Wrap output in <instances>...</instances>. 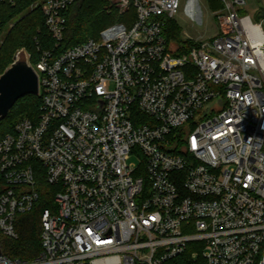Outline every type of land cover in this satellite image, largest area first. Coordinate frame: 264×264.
<instances>
[{"label": "built area", "instance_id": "2783aa9c", "mask_svg": "<svg viewBox=\"0 0 264 264\" xmlns=\"http://www.w3.org/2000/svg\"><path fill=\"white\" fill-rule=\"evenodd\" d=\"M218 1L220 34L185 52L165 35L182 0H112L125 22L67 49L77 0L32 6L55 46L30 61L39 117L0 138V264H264V1ZM38 175L56 209L40 254L13 259Z\"/></svg>", "mask_w": 264, "mask_h": 264}, {"label": "trees", "instance_id": "16d2710c", "mask_svg": "<svg viewBox=\"0 0 264 264\" xmlns=\"http://www.w3.org/2000/svg\"><path fill=\"white\" fill-rule=\"evenodd\" d=\"M112 0H77L67 13V32L63 49L81 44L89 38L99 36L100 32L116 22H125V18L111 11ZM37 0H16L15 4H1L2 24L0 26V75L11 65L17 54L26 50L35 64L39 56V47L52 48L55 42L49 36L45 17L40 7L32 8ZM211 5L222 7L218 0H210ZM11 24L13 26L11 27ZM165 35L169 43L180 46L185 52L193 42L182 38V29L175 19L166 22ZM2 42V43H1ZM42 97L29 95L20 99L0 123V138L13 132L18 122L25 118L36 120L41 112ZM40 199L36 207L27 214L18 216L16 239L4 238V253L13 259L32 260L41 252L42 215L46 209H56L55 197L58 188L49 185L44 176L38 175ZM170 264H185V259L173 260Z\"/></svg>", "mask_w": 264, "mask_h": 264}, {"label": "water", "instance_id": "95a60500", "mask_svg": "<svg viewBox=\"0 0 264 264\" xmlns=\"http://www.w3.org/2000/svg\"><path fill=\"white\" fill-rule=\"evenodd\" d=\"M259 7L264 9L262 3ZM261 16L259 14L257 19ZM39 93V77L30 64L27 51L22 50L0 75V123L8 117L20 99L29 95L39 96Z\"/></svg>", "mask_w": 264, "mask_h": 264}, {"label": "rangeland", "instance_id": "374dc122", "mask_svg": "<svg viewBox=\"0 0 264 264\" xmlns=\"http://www.w3.org/2000/svg\"><path fill=\"white\" fill-rule=\"evenodd\" d=\"M264 1V0H263ZM187 0H182V6L178 16L175 18L177 24L182 29V38L190 37L193 40L200 39L202 41L217 37L220 34V29L217 24L215 14H217L218 6L211 5L210 0H196L195 9L197 12V20L201 19V11L203 14V22L200 24L188 20L184 15V9ZM257 0H247V10L253 13L258 7ZM2 43V42H1ZM16 59V57H15ZM15 61V60H14ZM131 162H138L137 158H132Z\"/></svg>", "mask_w": 264, "mask_h": 264}, {"label": "clouds", "instance_id": "9594fccd", "mask_svg": "<svg viewBox=\"0 0 264 264\" xmlns=\"http://www.w3.org/2000/svg\"><path fill=\"white\" fill-rule=\"evenodd\" d=\"M199 3H200V0H199ZM195 4H196V0H187V3L185 5V9H184V15L188 20H190L194 23L200 24L203 22V14L201 11V19L200 20L196 19L197 12L195 9ZM253 27L259 29L261 27V25L256 24V25H253Z\"/></svg>", "mask_w": 264, "mask_h": 264}]
</instances>
